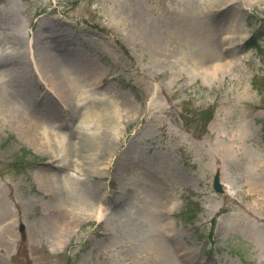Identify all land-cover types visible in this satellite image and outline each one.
<instances>
[{"label":"rangeland","instance_id":"rangeland-1","mask_svg":"<svg viewBox=\"0 0 264 264\" xmlns=\"http://www.w3.org/2000/svg\"><path fill=\"white\" fill-rule=\"evenodd\" d=\"M259 31L264 0H0V95L16 110L0 107V264H264V38L244 45ZM21 118L75 145L35 149ZM21 148L39 158L18 164ZM178 198L190 218L167 212Z\"/></svg>","mask_w":264,"mask_h":264},{"label":"bare ground","instance_id":"bare-ground-1","mask_svg":"<svg viewBox=\"0 0 264 264\" xmlns=\"http://www.w3.org/2000/svg\"><path fill=\"white\" fill-rule=\"evenodd\" d=\"M14 50H15V47H14ZM64 53H62V54L64 55ZM49 54H50V58H51L50 62H55L52 60H57L58 56L60 57V54L56 53L54 51L49 53ZM66 55H67V53H65L63 58H65ZM55 63H58V62H55ZM36 68H37V64H36ZM66 71L64 72L65 74H67L65 76V78L67 77L69 82L77 81L75 73L72 70L67 69ZM7 73L8 72H6L5 69L0 70V81H3L6 79ZM40 73H42V72L40 71ZM64 73H60L59 71H57L56 72L57 75H55V76H57V77L61 76L62 78H64ZM44 75H45V77H43V78L46 81H48L47 74H44ZM55 82H59V79H58V81L56 79ZM50 83L51 82H49V85H50ZM50 88L53 90V93H56L58 96H61L62 90H60V92H59L57 89L55 90V88L51 85H50ZM81 91L82 90H78V89H76V91H73V94L77 95L76 99L79 102L81 101V98H85L86 95L88 94L87 92H81ZM5 99H6V93H4V94L1 93V95H0V107H5L4 109L8 113L9 117L14 119L15 112H16V110L13 108L14 105L8 104L7 100L5 101ZM88 99H90V98H88ZM2 100H4V101H2ZM85 100H87V98ZM112 103H113L112 101H108V104H112ZM82 110H85V112H84L82 118L80 119V124H82L84 126H88V124L90 123L92 126L93 124L97 123V127L100 128V126H99L100 121L102 118L106 117V115L102 116L101 118H98V115L100 114L101 111L96 110L94 112V115H93V121L89 122L88 118H87L88 117V111L86 110V107H83ZM114 113H116V112L114 111ZM111 116L113 118H115L114 115H111ZM23 125H27V121L24 118H21L16 123V127H18L22 133H25L27 141H29V144L33 148H35V149L38 148V150L44 149L46 152H48L54 158H58V155L61 156V154L64 152L65 149L63 147H64L65 142L63 143V141H64L63 139H64L65 135H64V133L59 132L62 129V125L61 126L58 125L59 127L56 126V124L50 125L44 118L38 119L36 122L33 123L32 126L26 127V128L24 127V129H23ZM86 153L92 154L93 152L89 151ZM77 156H74V158H75L74 161H76V165L79 164V162H80L79 155L77 154ZM58 161H61V160H58ZM110 162H111V159H109L106 162V164H104V166L101 167L99 170L104 169V168H108V166L110 165ZM96 206H98V208L96 207L95 210H93L89 213V218H95L96 220H99L102 217H104L105 214L108 213V209L106 208V206H103V204L101 202ZM57 210H59V209H57Z\"/></svg>","mask_w":264,"mask_h":264},{"label":"trees","instance_id":"trees-1","mask_svg":"<svg viewBox=\"0 0 264 264\" xmlns=\"http://www.w3.org/2000/svg\"><path fill=\"white\" fill-rule=\"evenodd\" d=\"M208 112H209V110H208ZM208 112H205V113H203L202 114V118L204 119H206L207 121L208 120H210V118H211V116H212V112H210V114H208ZM28 154V151L27 150H25V149H23L22 150V157H19V156H17L16 155V160L18 161V160H22L26 155ZM29 155V154H28ZM36 158V157H35ZM37 159V158H36ZM36 159H34V160H36Z\"/></svg>","mask_w":264,"mask_h":264},{"label":"water","instance_id":"water-1","mask_svg":"<svg viewBox=\"0 0 264 264\" xmlns=\"http://www.w3.org/2000/svg\"><path fill=\"white\" fill-rule=\"evenodd\" d=\"M173 120H174V122H175L177 125L180 124V122H179L177 116H175V117L173 118ZM214 189H215L216 191H219V189H220V186H219V183H218L217 178L214 179ZM19 231H20V232L23 231V226H22V225H20V227H19Z\"/></svg>","mask_w":264,"mask_h":264}]
</instances>
